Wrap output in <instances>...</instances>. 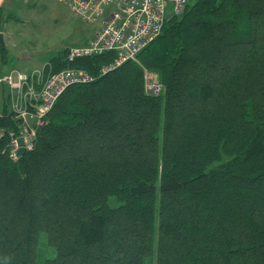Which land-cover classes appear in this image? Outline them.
<instances>
[{"label": "trees", "instance_id": "1", "mask_svg": "<svg viewBox=\"0 0 264 264\" xmlns=\"http://www.w3.org/2000/svg\"><path fill=\"white\" fill-rule=\"evenodd\" d=\"M65 53L46 74L113 56ZM1 104L0 264H264V0H192L136 62L69 87L16 163Z\"/></svg>", "mask_w": 264, "mask_h": 264}, {"label": "built area", "instance_id": "2", "mask_svg": "<svg viewBox=\"0 0 264 264\" xmlns=\"http://www.w3.org/2000/svg\"><path fill=\"white\" fill-rule=\"evenodd\" d=\"M6 0H0V9ZM67 5L85 23H95L104 17L93 39L84 46L66 49L64 62L70 66L80 59L113 54L110 63L98 67L93 75L83 68L66 67L58 72L40 71L24 73L11 70L0 76V86L7 85L12 97V110L20 120L19 135L24 139L25 152L34 150L37 130L45 123L59 97L73 85L92 83L128 61H137V55L161 33L165 21L167 2L173 5V14L180 17L187 0H58ZM144 92L159 96L163 86L156 74L143 68ZM5 147L4 153L14 162L19 161L21 147L16 136Z\"/></svg>", "mask_w": 264, "mask_h": 264}, {"label": "rangeland", "instance_id": "3", "mask_svg": "<svg viewBox=\"0 0 264 264\" xmlns=\"http://www.w3.org/2000/svg\"><path fill=\"white\" fill-rule=\"evenodd\" d=\"M191 1L187 0V4ZM173 16V5L167 2L165 18ZM104 17L85 23L58 0H7L0 11V32L6 50L5 62H0V76L11 70L40 71L58 52L88 41ZM8 95L5 88L0 105L2 101L11 102Z\"/></svg>", "mask_w": 264, "mask_h": 264}, {"label": "bare ground", "instance_id": "4", "mask_svg": "<svg viewBox=\"0 0 264 264\" xmlns=\"http://www.w3.org/2000/svg\"><path fill=\"white\" fill-rule=\"evenodd\" d=\"M161 31H162V30H161ZM160 34H161V33H160ZM156 38H157V37H156ZM156 38H155V39H156ZM155 39H154V40H155ZM154 40H153V41H154ZM149 44H150V43H149ZM149 44H148V45H149ZM148 45H147V46H148ZM147 46H146V47H147ZM162 91H163V90H162ZM11 106H12V104H11ZM14 115H15V113H14ZM15 117H16V115H15ZM16 118H17V117H16ZM17 119H18V118H17ZM18 120H19V119H18ZM20 127H21V125H20V120H19V129H18V131H10V132H9V142H8L7 146L10 144V142H11V140H12V136H11V134H14V136H16L17 144H18L20 147H24V139H23L22 136L19 135ZM37 131H38V130H37ZM36 137H37V136H36ZM19 138H22V140H23L22 145L19 144V141H18ZM11 161H12V160H11ZM12 162H13V161H12Z\"/></svg>", "mask_w": 264, "mask_h": 264}, {"label": "crops", "instance_id": "5", "mask_svg": "<svg viewBox=\"0 0 264 264\" xmlns=\"http://www.w3.org/2000/svg\"><path fill=\"white\" fill-rule=\"evenodd\" d=\"M6 2H7V0L5 1V3H6ZM5 3H4V5H5ZM4 5H3V6H4ZM3 6H2V8H3ZM2 8H1V10H2ZM100 26H101V25L99 24V26L95 29V32H93L92 35L89 36L88 41H90L91 39H93L95 33L98 31V29L100 28ZM1 32H2V31H1ZM1 32H0V33H1ZM3 39H4V36H3ZM88 41H86V42H85L84 44H82V45H76V46H83V45H86V43H88ZM38 67H39V66H38ZM35 68H37V67H35ZM35 68H32V69H35ZM32 69H31V70H32ZM31 70H30V71H31ZM30 71H29V72H30ZM11 104H12V97H11V102H10V107H11V109H12ZM12 111H13V110H12Z\"/></svg>", "mask_w": 264, "mask_h": 264}, {"label": "water", "instance_id": "6", "mask_svg": "<svg viewBox=\"0 0 264 264\" xmlns=\"http://www.w3.org/2000/svg\"><path fill=\"white\" fill-rule=\"evenodd\" d=\"M3 34L2 33H0V45H3ZM18 141H19V144H21L22 145V143H23V140H22V138H19L18 139ZM25 149L23 148V147H21V149H20V154H21V156H24L25 155Z\"/></svg>", "mask_w": 264, "mask_h": 264}]
</instances>
